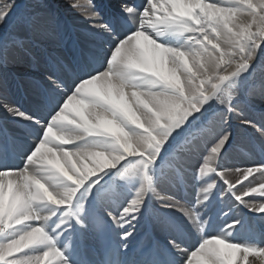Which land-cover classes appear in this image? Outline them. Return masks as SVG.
I'll return each instance as SVG.
<instances>
[{"label":"snow or ice","instance_id":"1","mask_svg":"<svg viewBox=\"0 0 264 264\" xmlns=\"http://www.w3.org/2000/svg\"><path fill=\"white\" fill-rule=\"evenodd\" d=\"M66 3L0 0V264H264V0Z\"/></svg>","mask_w":264,"mask_h":264},{"label":"bare ground","instance_id":"2","mask_svg":"<svg viewBox=\"0 0 264 264\" xmlns=\"http://www.w3.org/2000/svg\"><path fill=\"white\" fill-rule=\"evenodd\" d=\"M23 2H24V0H21V5L23 4ZM51 2L53 3V5L55 7L60 8L61 10L65 11L66 14H71V11L67 9L66 0H51ZM239 129H240V122H239V120L232 121V129L231 130L234 132L235 135L239 132ZM258 136H259L258 133H254L252 131H248V137L251 138L252 140L257 141L256 138ZM245 139H246V137H245ZM236 140H239L240 141V138H238V139L236 138ZM257 143L258 144H257V146H255V148L258 149V150H260L262 152V150L260 148V143L258 141H257ZM234 147L230 150V155H229V163L230 164L237 165V166H246V165H249V164H254V161L250 160L247 157L246 153H245V155H246L245 156L242 151L236 150ZM221 206H223V205H221ZM225 211H227V208H225ZM235 214L239 215L240 214L239 210H237L235 212ZM244 214L246 216H253L254 217L253 223L256 226L257 231L261 230V228L264 227V226L261 225L260 218H259V215L258 214H251V213H247L246 211L244 212ZM117 240H119L118 237H117ZM100 255H101L100 252H98L97 255H96V257H94V258L95 259H99Z\"/></svg>","mask_w":264,"mask_h":264},{"label":"rangeland","instance_id":"3","mask_svg":"<svg viewBox=\"0 0 264 264\" xmlns=\"http://www.w3.org/2000/svg\"><path fill=\"white\" fill-rule=\"evenodd\" d=\"M20 3H21V0H20ZM26 3V0H24L22 6ZM240 122V121H239ZM236 138H240V141L239 140H236L234 142V148L236 150H239V151H242L245 155H247V157L254 161V163H260V162H264V151H260L258 149L255 148V146H257V142H255L254 140H252L251 138L248 137V131H246L243 127L240 126V129H239V132L236 134ZM246 140L245 139V137ZM242 139V140H241ZM256 140L260 143V141L256 138ZM243 143V144H242ZM245 147H243V146ZM243 148V149H242ZM261 148V147H260ZM246 150V151H245ZM245 151V152H244ZM245 155V156H246ZM96 257V256H95Z\"/></svg>","mask_w":264,"mask_h":264}]
</instances>
